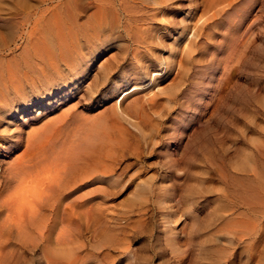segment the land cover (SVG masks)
Wrapping results in <instances>:
<instances>
[{"label":"bare ground","instance_id":"bare-ground-1","mask_svg":"<svg viewBox=\"0 0 264 264\" xmlns=\"http://www.w3.org/2000/svg\"><path fill=\"white\" fill-rule=\"evenodd\" d=\"M33 1L34 5L27 3V0L20 4V9L24 8L20 17H11L7 11H3L6 16L0 20V149L7 152V160L0 167V230H15V236L29 232L30 236L25 234L17 238L19 244L23 243V246L20 244L22 250L27 247L26 239L32 238L34 248L28 240L32 247L25 250H31V253L36 247L47 245L44 243L56 224L52 219H75L79 210L80 217L89 219L94 210L88 207L90 203L97 200L99 202L95 205L99 207L107 190L111 189L108 187L117 185L116 177L121 173L123 163L130 157H138V149L134 145L135 133L143 136L144 127L154 130L156 120L161 119L152 109L140 105L135 91L160 80L171 70L176 71L175 80L186 76L192 65L186 60L194 49L193 45L187 43L188 39L182 37L187 33L190 42L197 37L196 32L191 33L183 26L186 21L184 17L178 21V25L182 26L177 29L171 28L167 22L178 5L173 0ZM212 2L208 3V11L215 9L221 12L223 7H220L226 5L227 0ZM242 2L246 7L250 0ZM238 5L242 6L240 3ZM247 8L252 11L256 4ZM241 18L238 16L236 21H227L231 31L226 43L228 50L223 49L227 59L232 57L240 61L243 50L256 42L253 39L255 33L250 31L251 25L250 28L248 26L250 22L247 24L248 32L247 27L242 28L244 21ZM117 38L125 39L120 55L110 58L105 52L106 46ZM181 45L183 58L174 60L175 50ZM151 53L155 57L151 64H146L151 60ZM194 57H190V60H194ZM127 60L134 63L133 68L123 67ZM226 61L221 65L220 77L234 69V62L229 60L232 62L229 69V62ZM214 72L210 71L207 75L208 86L215 80ZM124 73L128 78L121 76ZM136 76L138 80L134 78ZM104 87H109V90L108 95H105V91L101 93L104 94L102 106L89 110L75 109L74 99L80 90L92 96L102 92ZM113 97H121L119 103L113 101L108 105L105 100ZM177 97H173V102ZM56 107V111L53 110ZM176 137L171 139L175 140ZM186 138L187 135L185 141ZM176 151L179 154V150ZM167 162L158 163L162 171ZM161 180L166 194L172 180L165 176ZM81 208H84L85 216ZM171 222L167 220L164 225L168 226ZM231 226L228 236L232 235L229 236L231 240L235 237L238 244L243 245L246 263L264 264V224L257 219H241ZM72 232L69 237L75 238L77 235L73 236ZM10 233L14 235L12 231ZM64 233H55L53 242L63 247L62 242L67 240L73 245ZM6 239L0 240V246L1 241L5 245ZM129 242L125 234L117 242L114 240V248L130 257ZM7 244L8 249L0 247V262H3L6 253H10L6 250L12 244ZM47 246L48 250L53 251L48 252L43 246L44 249L40 247L44 251L41 250L43 264H82L81 261L91 258L89 255L90 258L76 257L83 250L74 249L75 254L77 252L74 258H67L66 253L59 257L66 260L59 261L57 256L62 255L58 250L60 247L53 249L55 245L49 249L50 246ZM61 249L60 252L66 251V247ZM12 253L11 256L14 255ZM9 255L4 257L5 260L11 257Z\"/></svg>","mask_w":264,"mask_h":264},{"label":"rangeland","instance_id":"rangeland-1","mask_svg":"<svg viewBox=\"0 0 264 264\" xmlns=\"http://www.w3.org/2000/svg\"><path fill=\"white\" fill-rule=\"evenodd\" d=\"M24 1L0 0V20L6 16L3 11H7L11 17H20L24 9H20V4ZM173 1L178 5L176 12L167 18L171 28L181 27L178 21L184 17L186 21L183 26L197 35L191 42L186 37L187 33L182 37L188 39L187 43L193 45L194 49L190 56L191 59L195 56L194 60L191 61L190 57L186 60L192 64L190 70L179 81L178 78L174 79L176 71L171 70L160 80L135 91L140 105L152 109L161 119L156 120L154 130L144 127L143 136L135 133L134 145L138 149V157H130L123 163L121 173L116 177L117 185L108 187L111 189L107 190L99 207L95 205L99 202L97 200L90 203L88 207L94 210L89 219L80 217V210L75 214V219H52L56 224L54 222L53 233L47 236L44 244L49 245V249L55 245L53 249L60 247L58 250L62 255H58V258L66 253L67 258H74L77 254L74 249H79L83 251L78 252L76 257H91L88 261L85 259V263L81 261L82 264H249L246 263L243 245L238 244L235 237L231 240L229 236L232 235L228 234L232 230L231 224L237 220L257 219L264 224V0H250L251 4H248H256L252 11L246 3V7H243V0H227L226 5H221V12L215 9L208 11L212 0ZM27 3L35 4L33 0H27ZM237 6L244 14L248 13L242 15ZM242 8H246V12ZM233 16H242V28L247 27L248 32L251 25L253 29L250 28V31L255 33V38H252L258 45L255 42L254 47L243 50L246 56H240V61L232 57L227 59L225 55L228 36L231 35L228 22L237 18ZM124 40L117 38L106 46L105 52L110 58L120 55ZM183 52L181 45L175 50L174 60L182 59ZM150 57L146 64H151L155 56L151 53ZM229 60H234V69H230L232 62ZM224 61L229 62L230 71L220 77ZM133 64L127 60L123 67L133 68ZM210 71H215V82L208 86L206 80ZM121 76L128 78L127 73ZM134 78L139 79L138 76ZM101 90L92 96L80 90L74 99L75 109L89 110L102 106L104 94L101 93L105 91V95H108L109 87ZM175 95L178 97L173 102ZM119 99L121 97L108 98L105 102L108 105L113 101L119 103ZM175 135L176 139H171ZM6 160L7 152L0 149V167ZM162 161H168L163 171L158 166ZM162 176L172 180L166 194V188L161 187ZM82 215L85 216V211ZM167 220H172L168 226L164 225ZM2 230L9 231L6 233ZM0 231L3 237L6 236L0 240L7 238L8 244H12L10 251L6 250L10 253L5 252L6 255L11 256L13 252L15 256H7L5 260L4 249L1 250L5 255L2 264L44 263L41 250L47 245H42L44 248L36 247L31 253V250L25 251L32 247V238L26 239L30 236L29 232L21 233L27 234L24 236L27 247L22 250L18 239L21 235L15 236V230L7 228ZM59 232L66 234L73 245L66 240L68 244L63 241V247L57 246L58 243L53 241L55 233ZM70 232L78 238L69 237L72 236ZM125 234L130 241V257L114 248V240L117 242ZM3 243L1 241V246L7 248ZM65 247L66 251L60 252ZM18 252L24 256L19 257Z\"/></svg>","mask_w":264,"mask_h":264}]
</instances>
